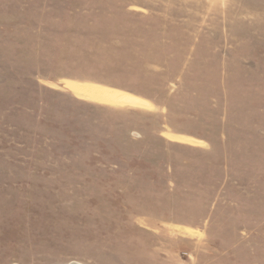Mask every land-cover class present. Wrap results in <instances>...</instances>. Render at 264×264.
Segmentation results:
<instances>
[{"label": "rangeland", "instance_id": "374dc122", "mask_svg": "<svg viewBox=\"0 0 264 264\" xmlns=\"http://www.w3.org/2000/svg\"><path fill=\"white\" fill-rule=\"evenodd\" d=\"M0 264H264V0H0Z\"/></svg>", "mask_w": 264, "mask_h": 264}, {"label": "bare ground", "instance_id": "6f19581e", "mask_svg": "<svg viewBox=\"0 0 264 264\" xmlns=\"http://www.w3.org/2000/svg\"><path fill=\"white\" fill-rule=\"evenodd\" d=\"M79 93L85 97L95 98L113 104L137 105L144 103L143 100L130 94L102 87L81 86L79 88Z\"/></svg>", "mask_w": 264, "mask_h": 264}]
</instances>
